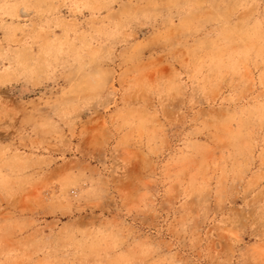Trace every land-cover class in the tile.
Instances as JSON below:
<instances>
[{
    "label": "clouds",
    "instance_id": "9594fccd",
    "mask_svg": "<svg viewBox=\"0 0 264 264\" xmlns=\"http://www.w3.org/2000/svg\"><path fill=\"white\" fill-rule=\"evenodd\" d=\"M0 90V264H264V0H0Z\"/></svg>",
    "mask_w": 264,
    "mask_h": 264
},
{
    "label": "rangeland",
    "instance_id": "374dc122",
    "mask_svg": "<svg viewBox=\"0 0 264 264\" xmlns=\"http://www.w3.org/2000/svg\"><path fill=\"white\" fill-rule=\"evenodd\" d=\"M7 90H0V96H4L5 99H9L8 96H5V92ZM174 108L177 110L180 108V103L177 102L174 105ZM85 120L88 119L87 116L83 117ZM74 144H77L78 141H73ZM84 145H81L83 147ZM102 154L97 153V160L101 159ZM50 195V194H49ZM115 207V203L113 201L109 202V207L107 210L104 212L105 217H111L116 215L115 212L112 211V209ZM47 222H49L50 227H54L56 229L63 228L68 225H72L75 223L78 225L80 228H99L101 226V219H100V211L96 210L93 211L91 208L86 207L83 211L76 212L75 215H61V214H56L55 216L48 215L46 217ZM129 222H135L136 225L138 226L139 230L141 232H146L147 231V225L153 222L151 217H146L143 215H134L133 217L129 218Z\"/></svg>",
    "mask_w": 264,
    "mask_h": 264
},
{
    "label": "snow or ice",
    "instance_id": "6c2138e0",
    "mask_svg": "<svg viewBox=\"0 0 264 264\" xmlns=\"http://www.w3.org/2000/svg\"><path fill=\"white\" fill-rule=\"evenodd\" d=\"M135 171V173L138 175L139 174V170L138 169H136V170H134Z\"/></svg>",
    "mask_w": 264,
    "mask_h": 264
}]
</instances>
